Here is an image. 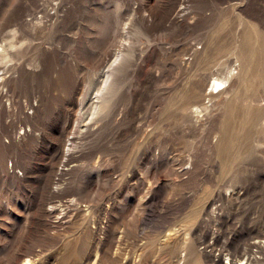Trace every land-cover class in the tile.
<instances>
[{
  "label": "rangeland",
  "instance_id": "374dc122",
  "mask_svg": "<svg viewBox=\"0 0 264 264\" xmlns=\"http://www.w3.org/2000/svg\"><path fill=\"white\" fill-rule=\"evenodd\" d=\"M0 264H264V0H0Z\"/></svg>",
  "mask_w": 264,
  "mask_h": 264
},
{
  "label": "bare ground",
  "instance_id": "6f19581e",
  "mask_svg": "<svg viewBox=\"0 0 264 264\" xmlns=\"http://www.w3.org/2000/svg\"><path fill=\"white\" fill-rule=\"evenodd\" d=\"M124 55H122L121 53H118V54H116V56H115V59H114V61H113V63L111 64L112 66H115L117 63L119 64V62H121L120 60L122 59V58H124L123 57ZM123 60V59H122ZM111 66V67H112ZM117 66V65H116ZM117 72V71H116ZM105 74H106V78H105V81H104V88H103V90H104V92H106L109 88H111L112 86H113V84H116V82H114L115 80H114V76H113V74H114V71L112 70V69H110V67L108 68L107 67V69H106V71H105ZM117 80V79H116ZM214 83L217 85V87L219 86H221L224 82H223V80H221V79H219V78H216V79H214ZM214 90V89H213ZM102 92V91H101ZM215 92V91H214ZM219 92V90L217 91V93ZM216 93V92H215ZM101 94V93H100ZM214 93H210V96H212V97H214ZM97 110V109H96ZM92 118V117H91ZM95 118V117H94Z\"/></svg>",
  "mask_w": 264,
  "mask_h": 264
}]
</instances>
